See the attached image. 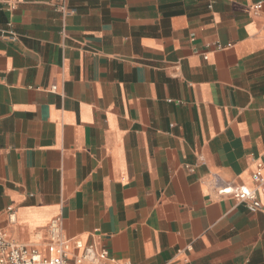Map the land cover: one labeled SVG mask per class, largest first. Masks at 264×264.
Segmentation results:
<instances>
[{"label": "crops", "instance_id": "obj_1", "mask_svg": "<svg viewBox=\"0 0 264 264\" xmlns=\"http://www.w3.org/2000/svg\"><path fill=\"white\" fill-rule=\"evenodd\" d=\"M66 2L0 0V230L48 257L60 217L108 251L85 264H264V193L208 183L264 165L260 0Z\"/></svg>", "mask_w": 264, "mask_h": 264}, {"label": "built area", "instance_id": "obj_2", "mask_svg": "<svg viewBox=\"0 0 264 264\" xmlns=\"http://www.w3.org/2000/svg\"><path fill=\"white\" fill-rule=\"evenodd\" d=\"M58 2L57 10L63 15L75 13V10L67 5L66 0H58ZM253 10L255 13L264 11V0L255 3ZM1 35L11 41L18 38V33L12 29L3 31ZM217 49H223V46L217 45ZM204 59H207V55H204ZM52 88L57 89L55 85ZM252 179L256 183L255 187L227 183L218 174L212 173L208 183L218 195L232 197L239 203L245 204L251 212H257L262 207L258 192L261 190L264 193V165L262 163H258ZM50 223V255L48 257L35 246L14 242L4 230H0V264H85L86 261L96 262L109 258L106 249L98 251L93 245L87 246L82 240L68 239L63 233L60 217H56ZM75 250H81V253L78 254ZM124 264L132 263L126 261Z\"/></svg>", "mask_w": 264, "mask_h": 264}, {"label": "bare ground", "instance_id": "obj_3", "mask_svg": "<svg viewBox=\"0 0 264 264\" xmlns=\"http://www.w3.org/2000/svg\"><path fill=\"white\" fill-rule=\"evenodd\" d=\"M49 252H50V250H49ZM49 252H48V253H49Z\"/></svg>", "mask_w": 264, "mask_h": 264}]
</instances>
